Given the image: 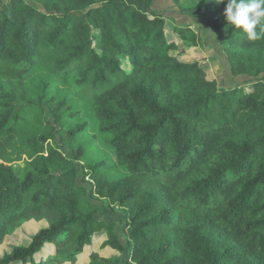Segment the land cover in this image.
Instances as JSON below:
<instances>
[{"label":"trees","instance_id":"1","mask_svg":"<svg viewBox=\"0 0 264 264\" xmlns=\"http://www.w3.org/2000/svg\"><path fill=\"white\" fill-rule=\"evenodd\" d=\"M226 4L179 13L206 15L231 75L250 77L231 88L172 55L182 41H169L152 0H0V245L43 224L0 264H77L100 234L88 264H119L108 252L125 247L81 205L74 162L45 147L60 136L79 160L85 130L115 154L108 174L102 162L91 176L99 195L128 209V261L264 264V38L234 30ZM188 32L169 34L186 42ZM17 143L35 156L23 179L9 165Z\"/></svg>","mask_w":264,"mask_h":264},{"label":"rangeland","instance_id":"2","mask_svg":"<svg viewBox=\"0 0 264 264\" xmlns=\"http://www.w3.org/2000/svg\"><path fill=\"white\" fill-rule=\"evenodd\" d=\"M203 2L204 0H152V6L160 14L167 16L165 29L167 35L170 36L169 41H182V43L180 42L179 50L176 53H172V55L177 56L178 60L183 63L196 62L199 68L202 69L204 77L208 81L216 82L219 88H231L234 85H241L248 81L250 77H233L231 75L228 56L221 48L208 17L206 15L184 16L179 13L180 9L202 7ZM174 26L189 27V32L185 34L187 35L186 42L179 40L181 38L177 37L175 35L176 33L169 34ZM250 89V86L245 88L246 91ZM35 93L34 98L35 102H37L38 97H40L39 95L42 94V90L37 87ZM38 108L39 105L37 106L36 103V110L40 112ZM41 108L44 109L41 113L42 119L52 125L53 116H51L44 105H41ZM61 123L64 124V126L69 125V121L65 118L61 119ZM45 147L57 149V151L62 153L66 158L74 162L78 174L77 185L83 189L80 196L81 205L83 207L91 206L96 208L97 213L95 218L113 225V231L119 237L121 243H123L125 250L122 253L109 251L107 255L109 256L108 258L115 259L119 264H133V262L127 260L129 247L133 243L132 237L130 236L131 234L127 229L129 223L128 209L119 205V203L114 204L99 195L98 183L91 176L102 162H106V166L100 169V172L104 175L109 173L107 167H111L115 162L114 152L102 142L95 133L87 130L81 134L74 146V149L80 147L84 151L83 157L79 160H73L67 142L63 143L60 136L49 140L45 144ZM95 149H98V151L96 152ZM11 152L12 162L9 165L17 178L23 179L27 173H34V170L31 168V163L35 156L30 157V152L18 143L15 150H11ZM42 226L43 224L28 223L23 225L20 229L12 231L6 236L3 244L0 245V257L4 253H9L14 247L28 245L30 238ZM104 239L105 237L101 234L95 235L93 245L88 247L78 258L77 264H88L89 252L92 251L93 248H98ZM103 254L105 255L106 252Z\"/></svg>","mask_w":264,"mask_h":264},{"label":"clouds","instance_id":"3","mask_svg":"<svg viewBox=\"0 0 264 264\" xmlns=\"http://www.w3.org/2000/svg\"><path fill=\"white\" fill-rule=\"evenodd\" d=\"M215 3L219 5L222 0ZM223 15L229 25L245 34L249 41L264 38V0H227Z\"/></svg>","mask_w":264,"mask_h":264}]
</instances>
